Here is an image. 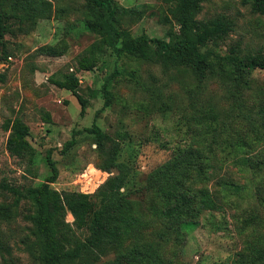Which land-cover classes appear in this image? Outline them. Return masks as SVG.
Instances as JSON below:
<instances>
[{"label":"rangeland","instance_id":"obj_1","mask_svg":"<svg viewBox=\"0 0 264 264\" xmlns=\"http://www.w3.org/2000/svg\"><path fill=\"white\" fill-rule=\"evenodd\" d=\"M37 1L45 5L43 14L12 24L0 45V184L5 181L23 187L44 182L49 174L44 158L50 154L58 170L53 189L93 194L117 174L114 167L111 173L101 169L115 152L116 161L131 169L121 192L143 188L150 172L166 162L177 147H199L202 127L193 117L196 111L216 107L225 114L233 105L224 100L217 80L207 79L199 91L186 68L163 71L135 57L117 56L111 49L92 70L80 69L86 51L97 42V37L84 28L86 5L82 0ZM114 2L120 26L134 36L168 39L178 32L168 0ZM215 15L226 17L234 26L218 42L217 53L223 56L230 46L240 43L244 53L264 54V17L253 12L250 3L211 0L202 5L199 19ZM2 51L6 58H2ZM70 75L78 78V93L87 101L82 116L76 98L49 81ZM250 83L252 90L245 92L242 104L256 110L259 90L264 93V71L253 72ZM45 114L50 116L49 123ZM15 117L30 129L28 141L37 152L33 171L37 178L6 150V123ZM94 126L107 136L102 149L85 132ZM236 129L246 130L248 126L242 123ZM72 138L75 145L64 152L65 143ZM225 169L235 181L244 182L235 168L229 165ZM207 186L214 189V182ZM131 199L145 201V193ZM238 200L233 197L220 213H202L197 226L183 232L179 246H166L165 259L171 264H237L254 247L264 250V210L253 206L242 214L248 200ZM28 208L24 202L14 204L13 196L0 186V232L9 247V254L0 250V264H31L24 245L26 239H32V225L23 218ZM252 214L255 221L247 224ZM66 222H73L71 215L66 216ZM159 229L160 224L152 222L143 235L156 238ZM128 243L126 240L124 246ZM117 253L108 249L101 261L113 260Z\"/></svg>","mask_w":264,"mask_h":264},{"label":"trees","instance_id":"obj_2","mask_svg":"<svg viewBox=\"0 0 264 264\" xmlns=\"http://www.w3.org/2000/svg\"><path fill=\"white\" fill-rule=\"evenodd\" d=\"M82 1L87 9L84 28L97 37V42L86 51L80 69L92 70L104 52L111 49L117 56L135 57L158 65L163 71L186 68L199 91L205 88L207 79L217 80L224 100L233 105L225 114L216 107L196 111L193 117L202 127L199 147H177L166 162L150 172L143 188L121 192L131 169L116 161L115 152L101 169L111 173L114 167L117 174L93 194L53 189L58 170L50 154L44 158L49 169L44 182L14 187L3 181L0 186L13 196L14 204L29 205L23 218L32 225V239L24 241L31 264H171L164 257V249L170 243L179 246L183 232L195 228L202 213L222 212L233 197L248 200L242 214L253 206L264 210V93L259 90L258 109L249 110L242 104L245 92L252 90L250 76L264 71V54L244 53L240 43L230 46L223 56L216 52L218 42L234 26L222 15L199 19L202 5L211 0H168L178 26V32L168 39L134 36L122 28L114 0ZM246 1L253 12L264 17V0ZM44 9L45 5L36 0H0V45L12 24L41 16ZM2 58H6L4 51ZM49 81L76 98L82 116L87 101L78 93V78L70 75ZM45 122H50L48 114ZM242 123L248 129L237 130L236 126ZM5 128L9 131L7 152L37 178L33 172L37 152L28 141L29 127L15 117L7 121ZM85 132L102 149L107 136L95 126ZM75 143L72 138L63 151ZM229 165L243 178L242 184L225 169ZM93 173L100 174L96 170ZM211 181L214 189L207 186ZM142 192L145 201L131 199ZM68 214L73 218L71 224L66 222ZM255 218L252 214L247 224ZM152 222L159 223L160 229L156 238L148 239L143 232ZM126 240L130 243L124 246ZM111 248L118 251L117 257L101 261L103 252ZM0 250L9 254L1 232ZM237 264H264V250L254 247Z\"/></svg>","mask_w":264,"mask_h":264}]
</instances>
